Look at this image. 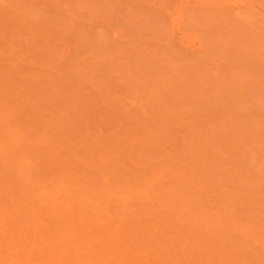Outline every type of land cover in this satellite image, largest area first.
<instances>
[{"label": "rangeland", "instance_id": "obj_1", "mask_svg": "<svg viewBox=\"0 0 264 264\" xmlns=\"http://www.w3.org/2000/svg\"><path fill=\"white\" fill-rule=\"evenodd\" d=\"M0 264H264V0H0Z\"/></svg>", "mask_w": 264, "mask_h": 264}]
</instances>
